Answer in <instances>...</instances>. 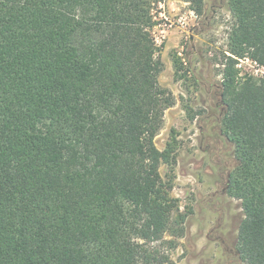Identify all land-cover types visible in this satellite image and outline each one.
Listing matches in <instances>:
<instances>
[{
  "label": "trees",
  "instance_id": "1",
  "mask_svg": "<svg viewBox=\"0 0 264 264\" xmlns=\"http://www.w3.org/2000/svg\"><path fill=\"white\" fill-rule=\"evenodd\" d=\"M196 14L206 0H184ZM162 0H0V264H177L187 215L156 137L176 97L152 33ZM224 133L237 251L264 264V0H228Z\"/></svg>",
  "mask_w": 264,
  "mask_h": 264
},
{
  "label": "rangeland",
  "instance_id": "2",
  "mask_svg": "<svg viewBox=\"0 0 264 264\" xmlns=\"http://www.w3.org/2000/svg\"><path fill=\"white\" fill-rule=\"evenodd\" d=\"M155 15L160 82L176 97L156 144L164 150L176 138L174 161L161 171L187 215L186 233L169 252L177 264H245L237 251L244 211L227 190L237 160L222 126V71L233 23L228 0H206L202 15L184 0H162ZM237 68L240 76L264 74L249 57L238 58Z\"/></svg>",
  "mask_w": 264,
  "mask_h": 264
},
{
  "label": "built area",
  "instance_id": "3",
  "mask_svg": "<svg viewBox=\"0 0 264 264\" xmlns=\"http://www.w3.org/2000/svg\"><path fill=\"white\" fill-rule=\"evenodd\" d=\"M256 62V61H255ZM257 63V62H256Z\"/></svg>",
  "mask_w": 264,
  "mask_h": 264
}]
</instances>
